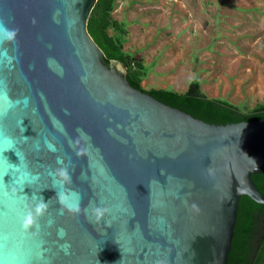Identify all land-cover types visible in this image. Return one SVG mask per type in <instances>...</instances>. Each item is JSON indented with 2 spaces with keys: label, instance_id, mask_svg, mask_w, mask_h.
<instances>
[{
  "label": "water",
  "instance_id": "95a60500",
  "mask_svg": "<svg viewBox=\"0 0 264 264\" xmlns=\"http://www.w3.org/2000/svg\"><path fill=\"white\" fill-rule=\"evenodd\" d=\"M97 1L0 0L18 29L0 43V262L228 264L240 197L264 204V119L214 124L134 87L89 32Z\"/></svg>",
  "mask_w": 264,
  "mask_h": 264
},
{
  "label": "rangeland",
  "instance_id": "374dc122",
  "mask_svg": "<svg viewBox=\"0 0 264 264\" xmlns=\"http://www.w3.org/2000/svg\"><path fill=\"white\" fill-rule=\"evenodd\" d=\"M125 50L146 88L185 91L193 79L245 110L264 102V0H117Z\"/></svg>",
  "mask_w": 264,
  "mask_h": 264
},
{
  "label": "trees",
  "instance_id": "16d2710c",
  "mask_svg": "<svg viewBox=\"0 0 264 264\" xmlns=\"http://www.w3.org/2000/svg\"><path fill=\"white\" fill-rule=\"evenodd\" d=\"M116 1L98 0L89 17L88 29L104 50L108 62L116 59L126 65L127 79L134 87L152 94L166 104L214 124L264 119V102L259 101L245 110L229 99L207 94L202 89L199 79L191 80L185 91L144 87L145 63L134 59L125 50L123 38L119 34L110 32L113 28L116 32L127 34L124 23L113 16ZM253 179L264 194V169L253 174ZM228 264H264V204L256 202L248 195H242L239 200Z\"/></svg>",
  "mask_w": 264,
  "mask_h": 264
},
{
  "label": "clouds",
  "instance_id": "9594fccd",
  "mask_svg": "<svg viewBox=\"0 0 264 264\" xmlns=\"http://www.w3.org/2000/svg\"><path fill=\"white\" fill-rule=\"evenodd\" d=\"M17 32L18 29L10 28L3 21H0V43H3L5 41L14 42L17 37ZM0 55L7 56L8 55L7 49H4L3 52H0ZM48 147L53 151L56 150L55 145L51 144L50 142H48ZM57 163L63 165L64 164L63 158L57 157ZM56 172L58 173V176L61 178V182L70 180V175L66 167L62 166L61 168L57 169ZM6 194L7 193H5V195ZM73 196L76 197L74 202H68V197L63 193H61L60 203L62 205H66L69 211L76 213L80 211L79 196L76 193H73ZM47 208H48V204L44 200H40L38 203L34 205V207L28 208L20 212L19 216L22 227L24 229H28L32 225L37 224L38 217L43 215L46 212ZM61 211H63V209H61ZM94 211L97 214V218H99L104 214L105 211H107V209L97 207L94 209ZM49 223L51 224L52 221L49 220ZM58 235L63 239L67 235L66 230L60 229L58 231ZM62 248L67 253L70 250L71 245L68 241H65V243L62 245ZM0 264H2V262H0Z\"/></svg>",
  "mask_w": 264,
  "mask_h": 264
}]
</instances>
